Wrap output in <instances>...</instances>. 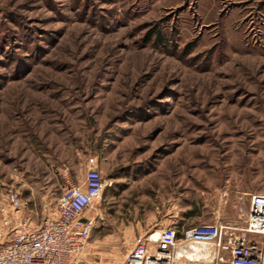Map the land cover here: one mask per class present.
Instances as JSON below:
<instances>
[{"label":"rangeland","instance_id":"obj_1","mask_svg":"<svg viewBox=\"0 0 264 264\" xmlns=\"http://www.w3.org/2000/svg\"><path fill=\"white\" fill-rule=\"evenodd\" d=\"M90 161L84 264L243 227L264 193V0H0V229L7 212L38 228Z\"/></svg>","mask_w":264,"mask_h":264},{"label":"built area","instance_id":"obj_2","mask_svg":"<svg viewBox=\"0 0 264 264\" xmlns=\"http://www.w3.org/2000/svg\"><path fill=\"white\" fill-rule=\"evenodd\" d=\"M104 190L103 174L94 166L79 185L64 190L38 228L7 212L0 229V264H84L97 221L92 209ZM7 202L11 211L19 212L21 193L11 191ZM195 245H213L209 255L216 261H225L222 254L228 253L227 264H264V193L251 196L243 227L232 222L203 224L186 232L182 240L167 228L155 239L152 235L138 241L125 264L199 263L204 258Z\"/></svg>","mask_w":264,"mask_h":264},{"label":"bare ground","instance_id":"obj_3","mask_svg":"<svg viewBox=\"0 0 264 264\" xmlns=\"http://www.w3.org/2000/svg\"><path fill=\"white\" fill-rule=\"evenodd\" d=\"M157 237H158V233L153 235L154 239ZM212 246L213 245H195L194 249L200 256L204 258V260H207L210 258L209 252Z\"/></svg>","mask_w":264,"mask_h":264},{"label":"crops","instance_id":"obj_4","mask_svg":"<svg viewBox=\"0 0 264 264\" xmlns=\"http://www.w3.org/2000/svg\"><path fill=\"white\" fill-rule=\"evenodd\" d=\"M89 165H90V167H94L96 165V162L95 161H90Z\"/></svg>","mask_w":264,"mask_h":264},{"label":"trees","instance_id":"obj_5","mask_svg":"<svg viewBox=\"0 0 264 264\" xmlns=\"http://www.w3.org/2000/svg\"><path fill=\"white\" fill-rule=\"evenodd\" d=\"M154 31H155V30H153L151 33H153ZM153 35H154V34H153ZM153 35H152V36H153ZM155 35H156V34H155ZM150 37H151V36H149V38H150ZM156 37H157V36H156Z\"/></svg>","mask_w":264,"mask_h":264}]
</instances>
